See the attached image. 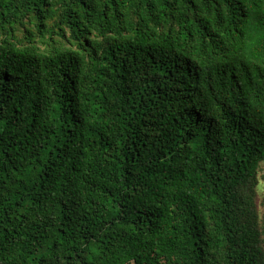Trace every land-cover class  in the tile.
<instances>
[{"label":"trees","instance_id":"16d2710c","mask_svg":"<svg viewBox=\"0 0 264 264\" xmlns=\"http://www.w3.org/2000/svg\"><path fill=\"white\" fill-rule=\"evenodd\" d=\"M262 185L264 0H0V264H264Z\"/></svg>","mask_w":264,"mask_h":264},{"label":"rangeland","instance_id":"374dc122","mask_svg":"<svg viewBox=\"0 0 264 264\" xmlns=\"http://www.w3.org/2000/svg\"><path fill=\"white\" fill-rule=\"evenodd\" d=\"M262 188H263V191H264V185H262ZM261 191H262V189L260 188V189H259V197H260V198L262 197V192H261Z\"/></svg>","mask_w":264,"mask_h":264}]
</instances>
